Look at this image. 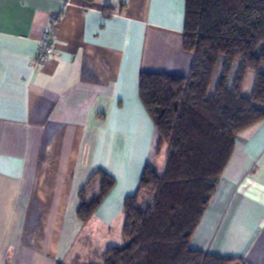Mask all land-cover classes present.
<instances>
[{
  "label": "crops",
  "instance_id": "obj_1",
  "mask_svg": "<svg viewBox=\"0 0 264 264\" xmlns=\"http://www.w3.org/2000/svg\"><path fill=\"white\" fill-rule=\"evenodd\" d=\"M184 14L185 0H0V264H88L120 244L153 137L139 74L187 73ZM53 17L57 55L35 68ZM98 170L115 186L82 223ZM192 246L264 264V121L237 138Z\"/></svg>",
  "mask_w": 264,
  "mask_h": 264
},
{
  "label": "trees",
  "instance_id": "obj_2",
  "mask_svg": "<svg viewBox=\"0 0 264 264\" xmlns=\"http://www.w3.org/2000/svg\"><path fill=\"white\" fill-rule=\"evenodd\" d=\"M183 31L182 48L191 55L185 75L139 74L151 149L136 193L122 206V242L88 264H247L192 243L237 138L264 121V0H185ZM249 71L254 83L244 96ZM115 182L103 170L91 175L87 185L97 189L90 197L89 188L80 192L82 223Z\"/></svg>",
  "mask_w": 264,
  "mask_h": 264
},
{
  "label": "built area",
  "instance_id": "obj_3",
  "mask_svg": "<svg viewBox=\"0 0 264 264\" xmlns=\"http://www.w3.org/2000/svg\"><path fill=\"white\" fill-rule=\"evenodd\" d=\"M53 21L41 33L36 52L32 59V66L42 68L47 63L54 60L57 55L55 48V27L58 21L57 17L52 18Z\"/></svg>",
  "mask_w": 264,
  "mask_h": 264
},
{
  "label": "rangeland",
  "instance_id": "obj_4",
  "mask_svg": "<svg viewBox=\"0 0 264 264\" xmlns=\"http://www.w3.org/2000/svg\"><path fill=\"white\" fill-rule=\"evenodd\" d=\"M254 77H255V72L253 71H249V73L247 74V77H246V80H245V83H244V86H243V95L244 96H249L251 90H252V87H253V83H254ZM259 107H262V105H259ZM242 134V133H241ZM240 134V135H241ZM90 179V178H89ZM89 182V180L87 181ZM89 184L87 185V188H88ZM91 188V187H90ZM92 193V190H90L87 194V197H90ZM80 204V203H79ZM122 242V240L120 241V243ZM75 246V247H74ZM72 250H71V253L69 255L72 254V251L73 250H77L79 254H86L87 252V249L83 248L82 244H74Z\"/></svg>",
  "mask_w": 264,
  "mask_h": 264
}]
</instances>
